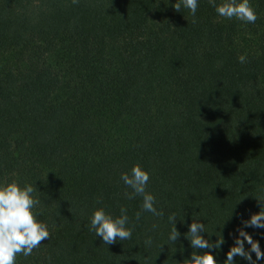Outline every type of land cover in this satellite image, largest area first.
Instances as JSON below:
<instances>
[{
	"label": "trees",
	"instance_id": "obj_1",
	"mask_svg": "<svg viewBox=\"0 0 264 264\" xmlns=\"http://www.w3.org/2000/svg\"><path fill=\"white\" fill-rule=\"evenodd\" d=\"M176 2L0 0V184L36 188L50 232L16 264H182L201 251L193 221L223 239L204 250L217 264L238 228L264 252V228L242 224L264 199V0H249L255 23ZM133 165L163 216L125 196ZM122 207L132 236L105 245L92 212Z\"/></svg>",
	"mask_w": 264,
	"mask_h": 264
},
{
	"label": "clouds",
	"instance_id": "obj_2",
	"mask_svg": "<svg viewBox=\"0 0 264 264\" xmlns=\"http://www.w3.org/2000/svg\"><path fill=\"white\" fill-rule=\"evenodd\" d=\"M216 13L224 18H236L245 23H255L257 15L249 0H221L219 4L216 0H208ZM72 3H78V0H72ZM184 7L193 14L198 8V0H177L172 5L175 11L180 12ZM241 64L246 62V57H238ZM121 180L131 192H125L128 199L136 196L142 197L141 208L143 211L151 212L155 216H163L162 211H157L154 207L155 197L146 191V186L150 179L149 174L139 165H133L128 173H121ZM37 189L31 184L21 187L16 181L0 184V264H16V257L23 255L30 256L34 249L50 238L48 226L37 219L33 209L39 205L40 201L34 198L33 193ZM258 200V199H257ZM260 211L251 214L248 220H242L244 227L264 228V199H259ZM121 215L113 218L106 213L103 208L95 209L90 217V230L95 232L96 236L102 238L105 245L115 244L117 240H128L132 236L131 229L126 227L128 223L127 210L120 209ZM141 213H136L137 220ZM172 224L168 240L172 243L177 241L181 235L175 225V215L169 216ZM155 228L156 225H153ZM188 232L185 238L189 241L192 249H199L200 252H192L190 259H184L182 264H217L214 255L206 249H218L223 243L220 238L215 242L205 239L202 233H205V225L193 221L188 225ZM238 236L234 237V245L226 253V259L223 264H234V258L239 256L249 261V264H256V261L264 259V252L261 251L259 243L251 237L243 228H238ZM245 242L250 246L246 250ZM151 245L149 238L145 241ZM162 250V249H161ZM250 253H255L256 260L252 259Z\"/></svg>",
	"mask_w": 264,
	"mask_h": 264
},
{
	"label": "rangeland",
	"instance_id": "obj_3",
	"mask_svg": "<svg viewBox=\"0 0 264 264\" xmlns=\"http://www.w3.org/2000/svg\"><path fill=\"white\" fill-rule=\"evenodd\" d=\"M154 16H155V17H158V16H159V14H157V13H156Z\"/></svg>",
	"mask_w": 264,
	"mask_h": 264
}]
</instances>
